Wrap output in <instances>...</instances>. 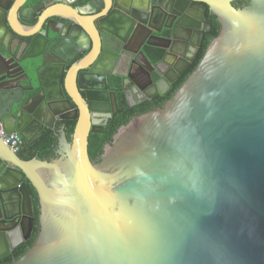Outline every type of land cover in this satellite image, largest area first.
<instances>
[{
	"label": "water",
	"instance_id": "water-1",
	"mask_svg": "<svg viewBox=\"0 0 264 264\" xmlns=\"http://www.w3.org/2000/svg\"><path fill=\"white\" fill-rule=\"evenodd\" d=\"M235 1L60 0L64 7L40 10L23 3L17 14L33 28L22 34L0 0V35L11 32L16 44V52L0 44V124L21 138L17 153L0 144V259L33 231L30 184L39 230L13 264H264V0L244 8ZM202 6L221 32L201 63L164 108L120 128L94 165L92 117L107 103L108 78L124 77L128 53L136 64L156 61L144 44L165 50L158 66L168 65L173 47L183 51L186 69L170 76L183 75L210 30ZM69 8L99 14L98 39ZM140 28L148 35L132 53ZM158 72L162 95L159 87L174 80ZM58 120L76 121L71 143L62 131L57 158L29 160L36 127Z\"/></svg>",
	"mask_w": 264,
	"mask_h": 264
},
{
	"label": "flooded vegetation",
	"instance_id": "flooded-vegetation-1",
	"mask_svg": "<svg viewBox=\"0 0 264 264\" xmlns=\"http://www.w3.org/2000/svg\"><path fill=\"white\" fill-rule=\"evenodd\" d=\"M60 0H4V4H5V17L8 20V24L11 26L19 33L22 34H27L30 31H32V26H28L26 25L23 20L19 19V15L17 14V9L20 7L21 4L25 3V7H38V9L40 10L42 7H44V5H49V6H57V7H64L63 5H61L59 3ZM107 2H109L110 0H106ZM236 2V1H235ZM72 10L73 13H76V15L74 16L76 19H82L85 20L87 23V26L90 30V32L92 33L93 37L95 39H98L100 32L95 28L94 26V21L96 19V16L99 15L98 13H94L91 9L89 8H84L83 11L86 13L84 16H80L79 15V11L78 9H74V8H69ZM202 9L204 10V15L206 16L205 19V23L208 25L207 23V13L209 11L207 6H202ZM0 19H2V14L0 13ZM4 17V18H5ZM172 21V19H171ZM209 26V25H208ZM0 27H1V22H0ZM53 27L55 30H60L61 29V24L57 23V24H53ZM210 27V26H209ZM8 28V26H7ZM211 29V28H210ZM9 30V29H8ZM5 30L2 31V36L0 35V44L4 43H9V50L11 49L13 52H16V44L10 41L11 37H15V35H13L11 32L9 34H4ZM38 31V29H37ZM210 31V30H209ZM207 31V32H209ZM8 32V31H7ZM206 32V33H207ZM148 35V32L142 28H140L134 35V37L132 38L130 44L127 46L128 50L132 53H135L136 51H138V49L140 48V46L142 45V43L144 42L146 36ZM153 35H158L157 33H153ZM181 37H185V33H180ZM166 45V44H165ZM24 48L25 46L22 45L20 47V51L19 54L23 55L24 53ZM142 50L148 54H150L151 56H155V50H157L156 48H152L150 46H147L146 44L143 45ZM158 50H162V49H158ZM165 50H162V53L164 54ZM172 55H170L167 58V63L168 65H157L159 61H155L153 58L151 60V64L148 65L143 58L139 57L137 59V62L141 65L147 68L148 73L144 72V70L140 67V65L137 63H134V55L131 53H128V56L126 57V61L124 62L123 67L121 68V70L119 71L120 74L124 75V77L122 78H108V83H107V87H108V94L106 96L107 98V103L102 104V105H96V107L100 110V113H95L94 117H92V133L91 135H94L97 137V145L95 147V145H92V149L91 151L94 152L95 148L98 149L99 146L102 144L103 140L108 137L111 136L114 129L120 125V123L127 119V118H137L140 117V115H137L140 110H142L144 108V106L148 105V104H155L157 105L158 103L162 102L164 98H166V96H168L173 89L176 87V85L179 83V81L184 77V75L191 69V67L193 66L194 62L192 63L191 67L183 74L180 76H170V70H173L172 68H176L178 71H183L184 69H186L185 64L179 59V55L183 54V51H181L179 48L177 47H173L172 48ZM31 55H36L38 54V52H31ZM192 53L189 54V56H191ZM86 56V54H84L83 56H81L80 58H84ZM155 58V57H154ZM91 59V56L88 57L87 60ZM132 67V69H131ZM157 68V69H156ZM162 72L164 75H169L171 78H173L174 82L171 85V89H167L166 87H164L163 85H161L159 87L160 90H162V92H164V94L160 95L159 93H157L155 87L153 84H155V82H158L160 80V73L158 72ZM61 70L57 73L58 75H60ZM42 74V72L40 73V75ZM43 75V74H42ZM106 80L102 79L101 80V84L105 85ZM162 84V83H160ZM146 90V95L142 94V91ZM179 90V89H178ZM177 90V91H178ZM176 91V92H177ZM175 92V93H176ZM174 93V95H175ZM80 95L81 97L85 99V93L80 90ZM174 97V96H173ZM172 97V99H173ZM171 99V100H172ZM170 100H166L163 107L157 106L154 110H159L164 108V106L169 102ZM151 111V112H152ZM150 113V112H149ZM145 115V114H144ZM142 116V115H141ZM72 124V125H71ZM76 125V121H56L53 128L52 129H45L42 127H36L35 132L36 135V141L32 146L33 149V154L31 156V158H29V160L32 159H39L37 157V146L39 145V142L44 140L46 137L48 136H54L57 138V145L55 147L54 150V156L51 160L57 158V152L59 150V146H58V138L61 135L62 131H64L66 133V136L69 132V130L73 127V129L75 128ZM0 127L3 130V126L2 124H0ZM123 126H119L117 128V132L119 131L120 128H122ZM3 132L5 133V131L3 130ZM74 132V131H73ZM116 132V134H117ZM112 135L113 136V142H114V136L116 135ZM18 136V135H17ZM73 136V134H72ZM19 138V145L17 148H11L9 145H7L5 143V140L3 138V136L0 134V144L8 147L12 152L17 153L20 146H21V138L18 136ZM72 141V139H71ZM71 141L68 140L69 143H71ZM112 142V143H113ZM111 144H104L103 145V151H105V148ZM103 155H100V157L97 159L98 163L96 161H93L92 163L94 165L99 164L102 159H103ZM100 161V162H99ZM95 162V163H94ZM27 184L29 182H26ZM31 186V185H30ZM39 216V215H38ZM35 221V220H34ZM39 227V225H38ZM24 233L26 234L28 231V222L26 221L24 224ZM34 232V227H33V231L31 233V235L29 236L28 240L24 241L23 244H21L20 246H18L14 251L11 252L10 256L4 258V259H0L1 261H5V259L11 257L13 255V253L19 249L20 247H22L24 244H26L28 241H30L32 235ZM19 242V238L17 233L14 235V241L13 243L16 244ZM13 263L17 260H12ZM12 263V264H13Z\"/></svg>",
	"mask_w": 264,
	"mask_h": 264
},
{
	"label": "trees",
	"instance_id": "trees-1",
	"mask_svg": "<svg viewBox=\"0 0 264 264\" xmlns=\"http://www.w3.org/2000/svg\"><path fill=\"white\" fill-rule=\"evenodd\" d=\"M246 5H247V2L245 0H237L236 2L233 3V6L236 8H244ZM207 15H208L207 16L208 17L207 23L211 29L209 32L206 33L203 46H202V48H201V50L197 56V59L195 60V63L191 67V69L179 81V83L176 85V87L173 89V91L168 96H166V98L162 99L163 100L162 102L158 103L157 105L148 104V105L144 106V108L142 110H140V112L137 115L141 116V115L147 114V113L151 112L152 110H154L157 106L163 107L165 101L172 99V97L174 96V93L183 86L185 81L194 72L196 67L201 63L207 49L209 48L211 43L218 37V35L221 32V24L218 21V19L213 14H211L209 12L207 13ZM154 52L156 53L155 59H156V61H158L162 57V54H163L162 50H155ZM130 121H131V118H127V119L123 120L120 123V125H118L114 129L112 135L116 134L117 128L119 126H125ZM73 131H74V129L72 127L67 134V139L69 141H71V139H72ZM112 135L106 137L103 140L102 144L99 146V148L98 149L95 148L94 152H92L91 149H92V145H95V147H96L97 137L94 135L90 136V139H89L90 151L89 152H90V159L92 162L93 161L97 162L98 161L97 159L100 157V155H102L104 153V151H103V145L104 144H112V142H113V136ZM56 145H57V138L52 136V135L48 136L44 140L40 141L39 145L37 146V157L39 158V160L50 161L54 156V150H55ZM28 188H29V192H30V195L32 198V204H33V210H34V220L35 221H34L33 235L31 237L30 241H28L22 247L17 249L11 257L5 259V261H1L0 264H12L13 263L12 260H19L28 252V250L33 246V244L36 240L38 230H39V227H38V215H39L38 199H37V194H36L35 190L30 186V184H28Z\"/></svg>",
	"mask_w": 264,
	"mask_h": 264
},
{
	"label": "built area",
	"instance_id": "built-area-1",
	"mask_svg": "<svg viewBox=\"0 0 264 264\" xmlns=\"http://www.w3.org/2000/svg\"><path fill=\"white\" fill-rule=\"evenodd\" d=\"M0 134L3 136L5 143L11 148H17L19 145V138L17 135H6L0 127Z\"/></svg>",
	"mask_w": 264,
	"mask_h": 264
}]
</instances>
